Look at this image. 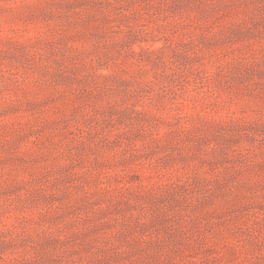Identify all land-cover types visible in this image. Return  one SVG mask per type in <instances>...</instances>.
Here are the masks:
<instances>
[{
	"label": "rangeland",
	"instance_id": "374dc122",
	"mask_svg": "<svg viewBox=\"0 0 264 264\" xmlns=\"http://www.w3.org/2000/svg\"><path fill=\"white\" fill-rule=\"evenodd\" d=\"M0 264H264V0H0Z\"/></svg>",
	"mask_w": 264,
	"mask_h": 264
}]
</instances>
